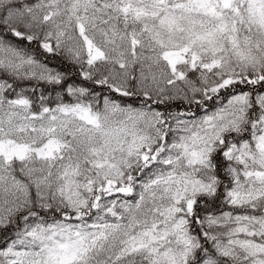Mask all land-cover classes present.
Returning a JSON list of instances; mask_svg holds the SVG:
<instances>
[{"label":"snow or ice","instance_id":"1","mask_svg":"<svg viewBox=\"0 0 264 264\" xmlns=\"http://www.w3.org/2000/svg\"><path fill=\"white\" fill-rule=\"evenodd\" d=\"M0 264H264V0H0Z\"/></svg>","mask_w":264,"mask_h":264}]
</instances>
